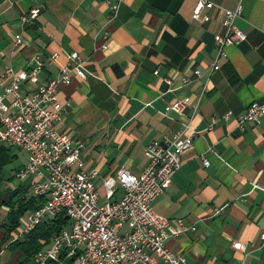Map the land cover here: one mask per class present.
I'll list each match as a JSON object with an SVG mask.
<instances>
[{"label":"crops","instance_id":"crops-1","mask_svg":"<svg viewBox=\"0 0 264 264\" xmlns=\"http://www.w3.org/2000/svg\"><path fill=\"white\" fill-rule=\"evenodd\" d=\"M205 1L243 10L235 24L247 39L225 48L227 59L216 72L214 38L225 28L218 9L208 12L210 22H193L197 0H0V78L8 68L28 71L40 56V81L47 82L70 54L80 56L87 77L73 76L61 88L58 99L70 108L58 129L83 144L82 160L98 171L95 186L103 201L106 179L123 169L140 176L148 167V145L179 131L196 133L170 188L153 203L160 216L196 228L167 247L185 264H264V117L258 126L236 130L239 115L255 102L264 105V0ZM33 10L38 14L29 19ZM16 35L24 46H15ZM177 101L185 102V111L166 112ZM228 113L233 116L226 120ZM5 162L13 168L0 178V195L23 189L34 198V178H17L27 152L0 142V165ZM123 195L116 190L112 201ZM8 211L0 209V225ZM30 215L18 236L25 235ZM19 257L3 250L0 264H16Z\"/></svg>","mask_w":264,"mask_h":264},{"label":"built area","instance_id":"built-area-1","mask_svg":"<svg viewBox=\"0 0 264 264\" xmlns=\"http://www.w3.org/2000/svg\"><path fill=\"white\" fill-rule=\"evenodd\" d=\"M213 9L219 10L220 22L225 28L224 35L214 38L217 56L212 72H216L220 70V62L227 59L225 48L245 42L247 36L235 24L242 17L241 4L235 10H227L212 2L197 0L192 21L210 22L208 12ZM37 14V10L31 11L29 19H35ZM24 45L23 38L16 35L15 46ZM58 58L53 55L51 63L56 64ZM84 65L80 56L72 53L68 64L60 67L55 78L41 82L44 63L36 56L28 71L8 68L0 78V142L27 152L28 163L17 178L33 177V195L45 199L44 205L29 216L24 234L61 213L71 223L70 230L55 236L50 247L34 256V264L59 263L62 256L65 259L77 256L75 264H185V258L170 251L167 242L195 232L196 228L185 225L181 219L171 222L160 216L153 209V203L170 188L182 166V156L192 149L197 134L186 135L183 130L172 138L148 145L145 149L148 167L140 176L123 169L115 178L106 179L102 203L95 186L99 173L83 162V144L57 129L70 108V102L59 101L60 90L71 85L73 76L86 79ZM194 74L202 77L199 71ZM165 82L173 86L171 79ZM187 82L185 78L181 85ZM185 108V102L177 101L166 112L182 114ZM232 116L228 113L225 119ZM263 117L264 105L255 102L236 118V130L243 132L247 125L258 126ZM203 164L209 166L206 159ZM118 189L124 195L121 200L112 201ZM260 242L264 247V231ZM233 246L243 249L240 243Z\"/></svg>","mask_w":264,"mask_h":264},{"label":"trees","instance_id":"trees-1","mask_svg":"<svg viewBox=\"0 0 264 264\" xmlns=\"http://www.w3.org/2000/svg\"><path fill=\"white\" fill-rule=\"evenodd\" d=\"M44 203V198H27L23 189L0 195V209L4 207L9 210L7 221L0 225V253L6 250L10 254H20L16 264H34V256L51 245L53 238L71 225L66 214L61 213L38 224L28 234L18 236L26 217L41 208ZM60 259L64 264H75L78 257L65 259L62 256Z\"/></svg>","mask_w":264,"mask_h":264},{"label":"rangeland","instance_id":"rangeland-1","mask_svg":"<svg viewBox=\"0 0 264 264\" xmlns=\"http://www.w3.org/2000/svg\"><path fill=\"white\" fill-rule=\"evenodd\" d=\"M59 125V124H58ZM58 125H57V129H58ZM59 130V129H58ZM13 167L10 165L9 162H5V164L0 165V178H8L11 174V169ZM101 202L104 203V201L101 199Z\"/></svg>","mask_w":264,"mask_h":264}]
</instances>
